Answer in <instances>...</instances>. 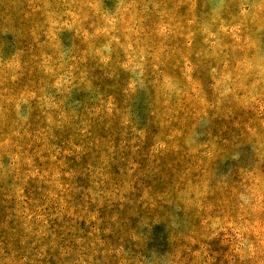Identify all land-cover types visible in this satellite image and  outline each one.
Masks as SVG:
<instances>
[{"label": "rangeland", "instance_id": "obj_1", "mask_svg": "<svg viewBox=\"0 0 264 264\" xmlns=\"http://www.w3.org/2000/svg\"><path fill=\"white\" fill-rule=\"evenodd\" d=\"M0 264H264V0H0Z\"/></svg>", "mask_w": 264, "mask_h": 264}]
</instances>
